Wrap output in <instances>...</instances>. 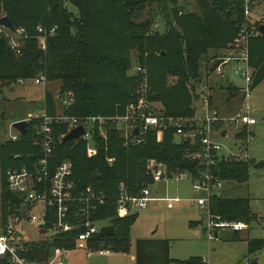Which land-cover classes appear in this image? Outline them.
Returning a JSON list of instances; mask_svg holds the SVG:
<instances>
[{
  "label": "trees",
  "instance_id": "16d2710c",
  "mask_svg": "<svg viewBox=\"0 0 264 264\" xmlns=\"http://www.w3.org/2000/svg\"><path fill=\"white\" fill-rule=\"evenodd\" d=\"M181 1L195 2L198 12L180 7ZM248 5L254 15H263L254 10L256 6L264 8V0H0L3 16L9 17L17 30L26 32L19 38L17 48L7 35L0 36V87L41 77L46 83H60L59 96L65 98L71 93L72 105L65 107L63 101L58 104L48 91L45 111L53 116L61 107L64 114L78 118L122 115L127 105L139 99L140 90L147 87L149 98L162 105L163 114L186 118L194 125V103L200 87L207 83L202 77V62L216 60L211 69L215 71L226 53L231 52L243 27L250 29L255 25L259 30L249 46L251 90L264 82V34L260 31L264 21L256 16L248 19ZM152 6L156 8L145 18L147 7ZM39 27L56 29L54 35L48 36L46 49L40 46ZM8 33L15 35L9 30ZM134 65L145 75L131 74ZM227 89L237 88L230 84ZM28 121L25 136L17 142L2 143V225L8 224L22 208L19 198L7 189V171L31 167L42 157V136L38 134L41 119L33 117ZM68 129L67 125L54 127L52 168L67 160L73 162L78 190L91 187L104 197L105 203L93 212V220L108 221L115 228V236L99 233L87 242L95 252L130 253V232L138 215L117 216L120 188L125 187L131 196L149 188L154 183L153 161L166 165L170 177L187 172L199 178L202 171L200 146L192 147L190 142L176 145L173 130H166L161 142L155 133H150L143 143L130 146L125 145L119 130H110L106 140L96 133L94 145L98 154L89 157L86 142L63 143L62 136ZM110 159L114 161L110 163ZM215 172L223 181L245 182L248 163L225 158ZM211 210L226 221L249 222L254 218L247 200L213 198ZM54 224L51 219L43 234H48ZM79 233L80 230L62 233L51 240L23 245L20 255L29 262L48 264L51 247L73 250ZM231 235V240L240 239V232ZM263 247L264 240L250 241L249 254ZM169 252V240H139L136 259L139 264H154L159 257L168 262ZM189 263L203 264L200 259ZM0 264L13 263L0 259Z\"/></svg>",
  "mask_w": 264,
  "mask_h": 264
},
{
  "label": "built area",
  "instance_id": "2783aa9c",
  "mask_svg": "<svg viewBox=\"0 0 264 264\" xmlns=\"http://www.w3.org/2000/svg\"><path fill=\"white\" fill-rule=\"evenodd\" d=\"M252 16H256L257 20L264 21V14L254 15L252 8L248 5L246 17L252 20ZM38 31L40 33V46L46 49L47 38L49 35H54L56 29L53 28L51 31H47L44 27H39ZM25 33L24 29L17 30L14 33V38L18 42L20 37L25 36ZM258 33L259 30L255 25L250 29L243 27L231 49L230 55L222 60L214 73L224 77L226 68L234 63L235 75L244 78L249 83V89L251 90L253 71L249 62V46L251 39ZM5 34H7L5 29H1L0 36ZM17 46L18 44L13 42V47L17 48ZM137 71L139 73L144 72L141 68H137ZM34 81L38 85L46 83L43 77ZM211 89L212 86L208 83L199 89L197 102L198 110L201 112L197 110V114L192 119L194 125L190 124L191 120L186 118L166 116L145 99H138L130 103L126 106L124 114L111 117L78 118L66 114L51 116L46 111L35 116L41 119L38 134L42 136L40 143L42 157L31 167L10 169L6 173L7 189L19 198L22 208L19 214L10 218L8 224H0V259H9L13 264H40L29 262L21 257L20 250L23 246H17L14 243L16 238H20L15 237V235L20 233L19 227L24 220L31 223H40L42 229L46 228L51 219L54 220V228L48 232L52 235L51 239L58 234L80 230L77 244L87 243L101 232V228L98 227L99 222H95L92 215L99 205L105 203L104 197L91 187L83 191L78 190L77 183L74 180L73 162L67 160L54 170L52 168L55 150L54 127L56 125H67L69 128L62 138L71 130L83 126L85 133L76 142L84 141L87 143V155L89 157H96L98 154V150L94 145L96 133L106 140L110 130H119L126 141L125 145L130 146L143 143L145 136L150 133H155L157 140L161 142L165 131L173 130L175 138H181V144L190 142L192 146H200L199 156L202 171L199 178H195L193 174L187 172H179L170 177L168 169L152 163L154 182H161L165 179L177 183L186 179L191 180L193 190L198 197L186 202L206 212L205 235L208 242L213 243L221 240V233L224 231L231 233L246 231L249 228L248 224L223 220L221 216L214 215L211 210L214 195L220 193L224 186V181L215 172L218 164L225 159L223 146L215 139V136L219 134L223 137L224 132L227 135V131H217L220 124L234 122L254 126L256 120L248 112H240L230 117L222 116L215 105ZM61 101H63L65 107H70L73 102L72 94L70 93L67 97L61 98ZM30 118H33V116ZM136 129L139 130V135L135 134ZM20 136L22 135L18 132L11 137V140L17 142ZM113 161V159L109 160L110 163ZM152 201L154 199L151 197L149 188L142 190L138 196H131L127 189L122 186L120 188L117 216L125 218L146 210ZM167 201L169 209H174L177 204L185 202L178 197ZM38 207L43 208L41 217L33 213V210ZM65 252L56 248L54 256L51 257L55 259L48 264H65L64 261L60 260ZM98 253L100 255L111 254L108 250H100ZM204 262L209 264L208 260H204ZM239 264L252 263L243 261Z\"/></svg>",
  "mask_w": 264,
  "mask_h": 264
},
{
  "label": "rangeland",
  "instance_id": "374dc122",
  "mask_svg": "<svg viewBox=\"0 0 264 264\" xmlns=\"http://www.w3.org/2000/svg\"><path fill=\"white\" fill-rule=\"evenodd\" d=\"M180 7H185L189 12H198L196 3L192 1H181ZM155 8V6L147 7L144 17L147 18L148 12L154 11ZM262 9L261 6H256L254 12L259 10L258 14H264V8ZM72 11L75 9L72 8ZM2 17L4 16L0 7V19ZM160 28L163 29V24ZM1 29H5L7 32L5 35L10 38L12 44L13 42L18 44L14 35H10L6 28L0 26ZM230 53H226V55L229 56ZM216 62L214 59L209 62L203 61L201 72L207 83L213 85L212 95L214 90L217 99L215 104L220 109L222 116L230 117L240 112H248L256 120L254 126L234 122L220 124L217 131H227V135L222 137L216 134L215 136V139L223 146L226 159L241 164L248 163L247 181L225 180L220 194L224 200H247L249 202L254 218L249 222L242 221L248 224L249 228L240 233V239L231 240L229 238L231 232L224 231L221 233L222 240L213 243L208 242L205 235L206 212L186 202L198 197L193 190L191 180L186 179L177 183L165 179L161 182H154L149 187L154 201L149 204L146 210L136 213L138 218L130 232V253L114 252L109 255H100L98 252L90 250L88 243H79L75 249L63 253L60 260L64 261L65 264H139L136 259L137 242L146 239L170 241L169 261L167 262L164 257H159L158 262H154V264H190L192 259H200L203 264H206L204 260H208L209 264H239L243 261H249L252 264H264V247L249 254L250 241L264 240V167L259 169L255 167L260 162L264 163V82L250 90L249 83L241 76L235 75L234 63L226 68V75L222 77L211 70ZM137 68L139 66L134 65L131 74H138ZM139 74L145 75V71ZM230 84L235 85L236 91L227 89ZM59 89L60 83L38 85L34 80L19 81L11 87H0V156L2 143L12 141L11 137L18 133L13 128V124L19 121H28L31 116L35 117L45 112L46 93L48 91L59 104L62 98L59 96ZM148 94L147 87L142 88L139 92V99H145L152 103L155 108L162 110V105L151 100ZM194 106L198 110L197 101H195ZM60 108L57 114H64ZM241 135L245 136L240 137ZM242 143H245L244 148L240 147ZM153 164L168 169L162 163L153 161ZM3 179L0 161V195L4 189ZM177 197L185 202L177 204L173 210L169 209L167 200ZM33 213L41 217L43 208H35ZM196 221L204 223V225L192 226V222ZM107 226H110L108 221L98 223V227L101 229ZM43 231L40 223L24 220L19 227V232L23 238H16L14 243L17 246H23L39 243L43 240H51L52 235L43 234ZM228 233L230 234L228 235ZM54 259L51 258L52 261Z\"/></svg>",
  "mask_w": 264,
  "mask_h": 264
},
{
  "label": "water",
  "instance_id": "95a60500",
  "mask_svg": "<svg viewBox=\"0 0 264 264\" xmlns=\"http://www.w3.org/2000/svg\"><path fill=\"white\" fill-rule=\"evenodd\" d=\"M0 26L3 28H6L10 31H12L13 33H15L17 31V29L15 28L13 22L11 21V19L7 16H4L0 19ZM260 31L262 34H264V25L260 27ZM13 128L15 130H17L22 136H25L27 134V130H28V121L24 120V121H19L13 124ZM85 133V129L83 126H80L78 128H75L73 130H71L64 138H63V143H67L69 141H77L79 140ZM136 135H139V130L136 129L135 131ZM223 137L226 136V133L224 132ZM175 143L176 145H180L181 144V138L180 137H176L175 138ZM240 147L244 148L245 144H241ZM257 169L259 168H263L264 167V163L260 162L258 165L255 166ZM221 197L220 193H217L214 195V198H219ZM101 236H115V228L113 226H107L101 229L100 232ZM15 237H20L23 238V235L21 233H16ZM51 254L50 257L54 256V253L56 251L55 247H51ZM253 264H257V263H253Z\"/></svg>",
  "mask_w": 264,
  "mask_h": 264
},
{
  "label": "crops",
  "instance_id": "0c3cea01",
  "mask_svg": "<svg viewBox=\"0 0 264 264\" xmlns=\"http://www.w3.org/2000/svg\"><path fill=\"white\" fill-rule=\"evenodd\" d=\"M227 80L230 82L231 80L227 77ZM231 83V82H230ZM233 84V83H232ZM210 85V84H209ZM211 86V85H210ZM235 86V85H234ZM222 87V86H221ZM212 89H213V85H212ZM236 93V92H235ZM213 96H214V102L216 103L217 102V99H216V96H215V94H214V90H213ZM216 105V104H215ZM217 106V105H216ZM219 109V108H218ZM219 111H220V109H219ZM220 113H221V111H220ZM31 116V115H30ZM22 120V119H21ZM153 202V201H152ZM175 209V208H174ZM173 210V209H172ZM203 226L204 225V223H200V222H198V221H196V222H192V226H194V227H198V226ZM230 233H228V235H229ZM232 234V233H231ZM230 234V236H229V238L231 239V237H232V235ZM227 235V236H228ZM222 240V239H221ZM68 253V252H67ZM111 254H113V253H111ZM258 264V263H257Z\"/></svg>",
  "mask_w": 264,
  "mask_h": 264
},
{
  "label": "bare ground",
  "instance_id": "6f19581e",
  "mask_svg": "<svg viewBox=\"0 0 264 264\" xmlns=\"http://www.w3.org/2000/svg\"><path fill=\"white\" fill-rule=\"evenodd\" d=\"M251 25V24H250ZM193 147V146H192ZM225 181V180H224Z\"/></svg>",
  "mask_w": 264,
  "mask_h": 264
}]
</instances>
